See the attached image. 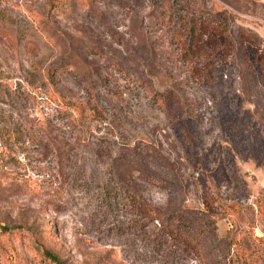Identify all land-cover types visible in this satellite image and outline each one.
I'll list each match as a JSON object with an SVG mask.
<instances>
[{
  "label": "rangeland",
  "instance_id": "374dc122",
  "mask_svg": "<svg viewBox=\"0 0 264 264\" xmlns=\"http://www.w3.org/2000/svg\"><path fill=\"white\" fill-rule=\"evenodd\" d=\"M44 247L264 264V0H0V264Z\"/></svg>",
  "mask_w": 264,
  "mask_h": 264
},
{
  "label": "trees",
  "instance_id": "16d2710c",
  "mask_svg": "<svg viewBox=\"0 0 264 264\" xmlns=\"http://www.w3.org/2000/svg\"><path fill=\"white\" fill-rule=\"evenodd\" d=\"M206 24L207 23L204 20L200 21L199 22V28H201V30H204V27ZM52 77H53V75H50L51 79H52ZM127 190H128L127 191L128 192L127 199L129 200V202L134 204L139 210H141L144 213H146V212L147 213L149 212L151 214L153 213V210H155L154 209L155 207L151 206L148 202L143 201L141 199V196H139L133 189L127 188ZM162 217H163V215H162ZM174 219H175L174 223L171 225L172 229H173V226L180 223L179 218L177 216H175ZM1 228L4 230H9L11 227H9L7 225H3ZM175 228H177V227H175ZM181 228H178V229L182 230L184 233H188L189 235H192L191 226H190V229L189 228H185V229L182 228L181 229ZM42 253L53 264H65V261H64L62 255L56 250L54 251L53 249H51L49 247H44L42 250Z\"/></svg>",
  "mask_w": 264,
  "mask_h": 264
}]
</instances>
